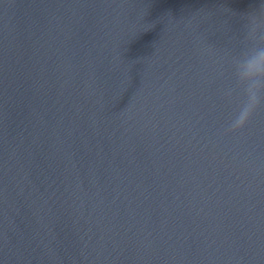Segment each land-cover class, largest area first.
<instances>
[{
	"label": "water",
	"instance_id": "95a60500",
	"mask_svg": "<svg viewBox=\"0 0 264 264\" xmlns=\"http://www.w3.org/2000/svg\"><path fill=\"white\" fill-rule=\"evenodd\" d=\"M264 0H0V264H264V105L230 58Z\"/></svg>",
	"mask_w": 264,
	"mask_h": 264
},
{
	"label": "clouds",
	"instance_id": "9594fccd",
	"mask_svg": "<svg viewBox=\"0 0 264 264\" xmlns=\"http://www.w3.org/2000/svg\"><path fill=\"white\" fill-rule=\"evenodd\" d=\"M241 46L230 58L232 83L223 90L231 100L240 97L223 134L242 132L264 105V3L242 17Z\"/></svg>",
	"mask_w": 264,
	"mask_h": 264
}]
</instances>
